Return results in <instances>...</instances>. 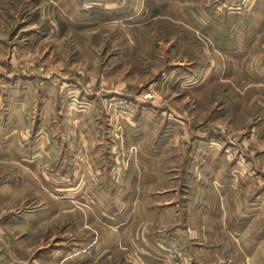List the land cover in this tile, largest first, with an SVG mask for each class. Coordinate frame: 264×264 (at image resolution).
Returning a JSON list of instances; mask_svg holds the SVG:
<instances>
[{"label":"rangeland","instance_id":"374dc122","mask_svg":"<svg viewBox=\"0 0 264 264\" xmlns=\"http://www.w3.org/2000/svg\"><path fill=\"white\" fill-rule=\"evenodd\" d=\"M101 1L0 0V264H70L63 247L99 242L111 250L91 264H183L176 241L149 237L156 224L118 239L122 201L134 227L155 210L148 194L172 197L178 219L206 231L194 243L233 239L220 220L230 191L249 221L264 206V40L186 26L178 3ZM227 5L232 18L254 12ZM144 152L157 159L145 186ZM220 240L215 262L238 264Z\"/></svg>","mask_w":264,"mask_h":264},{"label":"crops","instance_id":"0c3cea01","mask_svg":"<svg viewBox=\"0 0 264 264\" xmlns=\"http://www.w3.org/2000/svg\"><path fill=\"white\" fill-rule=\"evenodd\" d=\"M248 1H249V5L251 6L250 11L252 8V11L254 10V12H250V14H248L244 19L240 17L238 19L231 17L235 7H230L227 10L225 9V7L228 6L227 3L229 4L230 0H166V1L156 0V3L160 5L163 4L171 5L173 3L174 4L178 3V5H180V13L182 15L181 22L184 25L186 26L197 25L202 27L208 25L210 27V32L212 36H215L217 34L218 26L226 27V28L230 26V28L228 29L229 31L228 35L235 30L234 29L235 26H243L246 33L234 31L232 33L234 38L230 40L238 41L239 38L243 40V38L249 37L251 38V41L254 42L253 46L256 49V47H258L257 44L262 43L264 40V34H263L264 33V29H263L264 0H248ZM121 2L124 3V0L123 1L102 0L101 4H104L106 7H113L120 5ZM234 17L236 16L234 15ZM260 50L262 53L263 47H261ZM154 153H157V151H154ZM145 155L142 156L144 157L143 159H145L149 164L147 168L150 170V173L148 176L146 175L142 177V179L144 180L142 182V185L144 184V186L151 183L152 179H156V175H157L156 173H154V168H153L154 164L157 163V159H155V155L151 153L148 154L145 153ZM143 164L146 165L147 163H143ZM202 177L203 179H205L204 176ZM241 181L244 182L243 186L244 185L247 186V184L252 186V181L250 180L249 181L241 180ZM166 183L167 182H165V184ZM244 189H245L244 191L245 193L239 194L240 195L239 199H241V202L246 201L245 199L247 197L249 190L248 188H244ZM117 193L119 198V192L117 191ZM162 194L164 195V193L162 192L159 194L157 193L148 194L149 197L156 198L157 203H155V205L151 203V205H153V207H151V210L153 208L155 210L152 213L150 212L152 217L149 220H144L142 218L143 216L137 217V219L135 220L136 226L134 227L130 226V224L127 225V222L129 221L128 216L130 213V208L129 207H128L129 209H127V207L125 208L123 201L121 202L118 200L117 202V199H115V203L119 205L121 202L123 207L121 209L118 208L119 210L115 213L116 214L115 232L117 234L118 239L120 238L121 233L128 229L127 234H129L128 235L129 241L131 234L134 236L133 237L134 240L137 237L139 240V238L145 237V232L144 230H142V226L147 224L150 227L151 224L153 223L156 224L158 228L157 231H154L153 233H150L149 231V234H151L149 237L153 238L156 243L163 242V239L166 242L168 238H171L174 241H176L180 246V254L183 264H219L215 262L216 261L214 257L215 247H210V246L218 245V243L221 242L220 240L221 237L224 240V242H226L225 244L227 245V247L222 250V253L226 252L227 254H229L231 252L236 257L238 264H264V236L262 235L264 232V206H262L259 215L249 221L248 218H246L247 216L246 213H236V211L232 209V206H235V203H237V201L234 202L231 199V191H230L228 194V196L230 195V197L226 196L227 197L226 199L224 196V199H226L227 201L224 202V205L228 207V209L225 210L226 216H222L220 214L221 215L220 220L221 221L223 220L222 222L226 221L228 228L231 229V231L234 233V236H232L233 239L227 237V235H225L224 233H220V234L213 233V235L210 238L211 243L209 242L194 243L197 240H200V238L202 239L203 234L206 232L205 229L201 230V226L199 227L198 224L196 226L194 224H191L190 222L189 224H186L185 222L180 221L178 219L179 217L175 215L174 209L171 205L170 200L171 201L173 200L172 197L169 198L163 196ZM211 196L213 197L212 201L214 202L215 200L214 194ZM217 201L219 202V199ZM133 207L134 210L142 211L141 202H139L138 205ZM250 209L254 210L252 207H250ZM150 213L147 214L150 215ZM170 214L172 220H170L169 218ZM228 214L229 215L239 214V217L235 215L234 218L231 219L232 216H229ZM141 219L142 221H144L143 223ZM240 219H242L241 223L242 222L243 223L238 225V220ZM245 219L248 221H245ZM169 220H170V224H169ZM183 224L186 227L183 226ZM169 226L171 227L169 228ZM202 226L204 227V225ZM201 231L204 232L201 233ZM163 233L164 236H162ZM221 234H223V236L220 237ZM96 244L97 246L96 245L87 246L86 244L85 246L80 248L77 247L78 244L73 243L72 245L69 246L67 245L63 247L64 249L62 248V250L66 249V256L63 257L64 261L68 260L70 264H81L84 262L85 263L89 262V264H91L92 262H98L102 260L104 256L108 254V252H110L111 247H109V245L106 244L104 245L103 242H99ZM72 246H74V249L70 251ZM94 246H96L95 249L93 248ZM58 249L61 248L58 247ZM83 249H84V255L81 253ZM150 252L153 253L151 250ZM158 254H159L158 257H161L158 262H162L163 253H158ZM82 257L84 258V261H80L79 258Z\"/></svg>","mask_w":264,"mask_h":264},{"label":"built area","instance_id":"2783aa9c","mask_svg":"<svg viewBox=\"0 0 264 264\" xmlns=\"http://www.w3.org/2000/svg\"><path fill=\"white\" fill-rule=\"evenodd\" d=\"M172 254L176 257L177 255V253L174 251V252H172ZM170 256H171V253H170Z\"/></svg>","mask_w":264,"mask_h":264}]
</instances>
